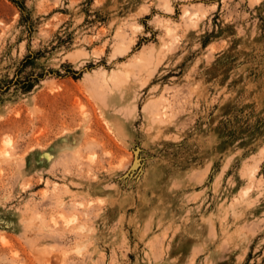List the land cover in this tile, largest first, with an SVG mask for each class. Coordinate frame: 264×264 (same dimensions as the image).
<instances>
[{
	"label": "rangeland",
	"instance_id": "rangeland-1",
	"mask_svg": "<svg viewBox=\"0 0 264 264\" xmlns=\"http://www.w3.org/2000/svg\"><path fill=\"white\" fill-rule=\"evenodd\" d=\"M0 264H264V0H0Z\"/></svg>",
	"mask_w": 264,
	"mask_h": 264
},
{
	"label": "trees",
	"instance_id": "trees-1",
	"mask_svg": "<svg viewBox=\"0 0 264 264\" xmlns=\"http://www.w3.org/2000/svg\"><path fill=\"white\" fill-rule=\"evenodd\" d=\"M32 87H33V82H30V80L25 83V86H23L25 90H30Z\"/></svg>",
	"mask_w": 264,
	"mask_h": 264
}]
</instances>
